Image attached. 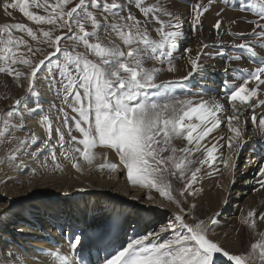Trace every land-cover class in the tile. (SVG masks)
I'll list each match as a JSON object with an SVG mask.
<instances>
[{
    "label": "snow or ice",
    "instance_id": "1",
    "mask_svg": "<svg viewBox=\"0 0 264 264\" xmlns=\"http://www.w3.org/2000/svg\"><path fill=\"white\" fill-rule=\"evenodd\" d=\"M2 7L9 16V9L18 8L24 17L36 25L52 26L49 30L39 29L43 42L54 49L43 52L39 48L34 51L23 37L12 34L13 30L22 31L33 41H38L33 28L20 23L0 25V73H7L17 81L25 78L28 82L26 91L30 95L34 91L38 73L46 68L49 84L56 87L57 96L61 99V106L53 104L51 108L63 117L64 130L57 128L54 139L52 121L45 114L42 124L47 138L41 141L34 153H30L38 159L39 154L47 150L48 158L41 167H47L50 159L53 171H63L55 151L59 146L61 156L73 161L72 168L82 172L80 159L92 166L96 158L93 150L97 145L105 146L116 151L119 164H101V170H126L127 180L132 185L154 189L179 209L174 214V220L162 226L159 232L133 238L106 258L103 264H222L224 258L229 264H264V231H255L257 221H264V210L259 213L254 209L249 210L242 218V223L252 229L256 237L250 244V250L246 254H230L209 237L210 226L218 222L215 216L207 221L192 216L182 207L183 201L173 195L172 184L164 176L172 169L170 175L183 183L179 196L195 195L193 185L198 182L201 167L190 168L194 163L190 157L203 149L206 155L199 164L211 166V162L216 160L214 153L220 146L219 142L210 147L201 142L221 126L222 119L226 120L232 133L227 138L231 149L233 143L243 135L238 126L242 108L253 110L251 123L258 126L260 134H264V115L259 117L257 125V103H253L257 100L260 86L264 85V60H259L253 70L231 69V64L224 68L225 74L229 70L235 71L239 79V83L231 82L230 86V82L225 81L227 103L231 106V112H228L225 104L216 99L195 103L190 99L177 100L169 90L173 83L179 81L157 83L159 74L165 70L163 65H168V72L176 71L173 51L183 36L180 17L171 12L163 0H156L153 4H147L146 0H4ZM31 7L43 9L46 14L30 11ZM133 7L143 19L133 14ZM239 10L253 13L256 19L246 21L253 25L252 31L238 33L237 38L241 42L233 41L232 46L257 58L255 48H264V0H247ZM206 11L208 5L198 2L192 6L193 30L201 24V16ZM217 16H221V13L218 12ZM152 23L158 25L151 29L158 38L150 34L149 24ZM212 27L219 36L222 19H217ZM245 35L253 37L256 43L244 39ZM66 41L72 43L61 47L62 42ZM21 46L26 52L21 51ZM79 46L86 51H77ZM208 47L210 45L202 44L195 57L189 56L191 71L181 80L192 78L202 69L200 59L204 54L203 49ZM183 51L191 53L192 49L186 47ZM37 53L43 58L34 61L32 57ZM54 56L58 57L59 62L54 67H47ZM239 59L240 56L229 57L230 61ZM148 61H153L151 67L146 66ZM15 65H23L25 70ZM150 92L155 94L150 95ZM22 99H16L13 107L20 105ZM258 104L264 105V99L258 100ZM66 107L76 115L70 118ZM37 110L38 106L29 109L33 112ZM5 115L11 118L15 114L9 110ZM70 119L72 123H69ZM0 120H3L7 131L11 120L3 116H0ZM12 127L20 128L22 124L17 123ZM73 129L82 138L73 135ZM35 139V133L24 138L12 137L17 143L10 150L8 159L13 163L20 161L18 165L14 163L18 170L26 166L21 156ZM175 139H183L191 147L177 148L173 144ZM223 139L220 137V140ZM163 153L169 154L165 156ZM231 160L229 156L222 159V163L225 167L234 168L235 164L229 163ZM258 172L259 191L264 190V166L259 167ZM148 198L151 199L150 196ZM195 207V204L191 205V208ZM166 232L170 233V238L161 241L160 237ZM153 237L156 242L150 239ZM81 244L80 237H73L70 240L71 252L77 253ZM49 255L53 257L54 264H73L69 256L61 255L58 251Z\"/></svg>",
    "mask_w": 264,
    "mask_h": 264
},
{
    "label": "rangeland",
    "instance_id": "2",
    "mask_svg": "<svg viewBox=\"0 0 264 264\" xmlns=\"http://www.w3.org/2000/svg\"><path fill=\"white\" fill-rule=\"evenodd\" d=\"M182 1L183 3H185L186 7L189 8L188 14L185 13L186 9H172L163 0V2L168 5L169 10L176 16L180 17L183 36L178 40L177 47L173 51V65L175 66L176 71L168 72V65H163L162 67L165 70L159 74L157 83H159L160 81H179L178 83H173L171 89L169 90L171 95L175 96L177 100L190 99L195 103L200 100L207 101L216 99L220 100V103H226L227 88L225 86V81H229L230 86L231 82L239 83V79L238 74L235 71L229 70V72L225 74L224 68L228 64H231V69L246 68L252 66L251 68H249L250 70H253L259 63V60H264V48H260L257 46L255 48V51L258 53V57L253 58L250 57L249 53L232 46L233 41H235L236 43L241 42V40L237 38L238 33L247 34L252 31L253 25L247 23L246 21L256 19V17L253 13L239 10L242 5L247 3V0H210V3L209 0ZM52 2H54V0H52ZM155 2L156 0H146L147 4H153ZM177 2H179V0ZM198 2L208 5V11L204 12V14L201 16V24L196 26V30H193L192 17L194 16V13L192 12V6ZM3 3L4 0H0V25H3L5 23H20L31 27L36 32L38 41H33L31 37H29L25 32L22 31L13 30L12 34L17 37H23L26 41H28V44L33 48L34 51L36 48L41 49L43 52L54 51V49L49 48L48 45L43 42V37L41 36L39 31V29L49 30L52 26L36 25L34 22L29 21L26 17H24L18 8L9 9L8 11L11 13V16H9L3 10ZM29 10L37 12L40 15L46 14L43 9H37L35 7H31ZM226 11H230L233 14H231L230 18L225 17L223 19V14ZM132 12L138 18L143 19L141 13L134 7L132 8ZM218 12L221 13V16H217ZM226 18L228 20H226L228 23H225ZM217 19H222V23L225 27V29L224 27H222L219 36L217 35L216 30L212 27ZM233 21H235V23H233ZM183 23H186L187 29L185 28V25ZM240 24H242L241 28ZM154 27H158V25H155L154 23L149 24L150 34L153 38H158L155 31H151V29H153ZM58 32L59 30H57V34ZM186 34H190V36H187ZM244 39L252 40L254 44L256 43V41L251 36L245 35ZM116 42L119 43V40L117 39ZM71 43V41L62 42L61 47H67ZM202 44L210 45V47L203 49L204 54L200 59V64L203 66L202 69L195 73L192 78L188 80H181L182 77L187 76L188 72L191 71L190 64L188 62L189 56L195 57L197 50L200 49ZM186 47L192 49V52L184 53L183 49ZM21 51L26 52V49L21 46ZM77 51L85 52L86 50L83 46H79L77 47ZM217 53H222V55H218ZM234 56H240L241 59L230 61L229 57ZM38 58L42 59L43 56L40 53H37V56L32 57L34 61ZM89 58L93 57L90 56ZM58 62V57L54 56L51 60V63L48 64L47 67H54ZM152 65L153 61H148L146 64V66L148 67H151ZM14 67L19 68L22 71L25 70V66L23 65H15ZM46 74V68L42 69L38 73L37 81L34 85V91L29 95L26 91L28 82L25 78L21 77V79L17 81L13 78V76L8 75L7 73H0V116H3L4 119L11 120V124L7 126V131H5L6 126L4 125L3 120H0V187L3 186L4 190H7L8 192L16 189L23 190L22 193H24V197L27 196L29 191L25 190V187L22 188V185L17 182L15 177H27V175L29 177L31 174H33V168H36L37 170L43 172L44 175L57 174L66 178L71 176L73 177L71 171L77 172L74 168H72L73 161L65 159L63 156H61L59 146H56L55 151L59 162L63 166V171H53V162L50 159H48L47 167H41V164L48 158L47 150L40 153L38 159L36 156L30 154L34 153L36 148L40 147L41 141L47 138L45 126L42 124V118L45 114H47L52 121V131L54 139L56 136L55 130L57 128L64 130L61 122L63 117L57 113L56 109L51 108V105L53 104H55L57 107L61 106V99L57 96L56 87L49 84V78ZM261 86V88L258 90V94H264V85ZM149 94L154 95L155 93L150 92ZM262 95H258L257 100L253 101V103H257V107L255 108V114H258L256 115L257 117L264 115V105L258 104V100L264 99V95ZM20 98H23L21 104L13 107L15 100ZM37 106V111H29V109L37 108ZM9 110L14 112V117L10 118L5 115ZM66 111L68 112L70 118L76 115L70 108L66 107ZM228 112L231 111L228 109ZM239 115L240 117L242 116L244 120L242 122L240 121L238 125L241 128L243 135L239 141L233 143L231 149H229L228 147L227 138L232 135V133L229 131L226 120L222 119L221 126L215 129L210 134V136L206 138L205 141L201 142L202 144H206L208 147H210L213 143H217V141L219 142L220 146L214 153V155L216 156V160L214 162H211V166H209L208 164L201 166L199 164V161L201 159H204L206 155V152L203 149L200 152L194 153L190 157V159L194 161L190 168L194 169L195 167H201V171L198 174V182L193 185V190L196 191L195 195L188 196L187 194H185L184 197H180L179 190L182 189L183 183L176 177L170 175V172L173 171L172 169H170L169 172L164 173L165 179L172 184L173 195L176 196L177 199L183 201L182 207L186 211L190 212L192 216L205 221H207L208 218L215 216L218 222L217 224L210 226L211 231L209 232V237L213 241L218 242L225 250L229 251L230 254H246L250 250V244L255 241L256 237L253 235V230L242 223V218L246 216L249 210L254 209L257 213H259L261 210H264V196H261L262 194H264V192L263 190L258 191V189H260V185L258 183L260 177L258 176L257 178L253 179L252 176L251 182L247 181L248 179H250L249 176L243 177L240 181H238L239 177H237L239 170L246 162L245 158H241V151H243L244 149L248 153H250V155L248 156L250 160L260 158L264 162V134H260L258 126H254L251 123L253 110L248 114L241 115L239 113ZM248 122L250 124L249 129L254 130L252 135L248 133L249 130L248 132H246V124ZM17 123L22 124V127H12V125ZM69 123H72L71 119L69 120ZM233 123L234 125L236 124L235 121ZM33 133H35L36 139L33 142H30L27 151H25L21 156V159L26 161V166L18 170L17 167L14 166V163L18 165L20 161L17 160L13 163L8 159L10 150L17 143V141L12 140V137L15 136L24 138L25 136H30ZM73 135H76L78 138H82L81 134L75 129H73ZM220 137H224V139L220 140ZM9 141H11V143H9ZM173 144L177 148L188 146L187 142L183 139H175L173 140ZM93 152L96 156L92 165L94 171L101 170L99 168V165L101 164H106L109 162L119 164V157L116 151L113 149L97 145ZM168 154L169 153H163L162 155L166 156ZM229 156L232 157V160L229 161V163H234V168L225 167V165L222 163V159H227ZM79 162L81 163L83 168V171L80 173L86 172L90 166L87 165L86 162L82 160V158ZM103 171L111 172L107 169H104ZM238 182L240 184H237ZM136 186L140 187L139 185ZM144 189L147 190V197L150 196L158 202L166 201L167 207H169L165 209L166 211L164 210V217L160 218V220L157 224L154 225V227L146 230V233L152 229H154V231L156 232H159L162 226H166L174 220V214L178 212L179 209L177 208V205L175 203L169 201L164 197H161L159 193L154 189ZM238 190L240 192H243V195L238 196ZM29 200L30 199L25 198V201L27 202H23L16 199H10L9 207L5 209L3 213H8L9 217L7 219L10 223L12 221H14V223L10 224L5 221L6 224H10V227L17 228H21L22 225L28 226L30 224L29 222L32 218V215L27 211L32 205H30L31 202H29ZM61 200L62 202H65L67 200L72 202L73 198H71L70 196H65L62 197ZM193 204L196 205L194 209L191 208V205ZM227 206H232L230 208H232L234 211L233 215L225 217V219L223 216L226 214ZM22 216H25L24 218L28 219V223L23 222L24 218H21ZM234 217H236L237 222H234ZM186 219L189 218L186 217ZM189 222H191L190 219ZM78 228L75 230V233L78 232ZM7 229L9 228L5 227V223L1 224L0 220L1 237L5 236V232L9 234V231ZM12 231L13 230H11V232ZM255 231H264V221H257V229ZM82 234L83 233H81L80 235L82 236ZM1 237L0 264H43L40 261L38 262L37 258L32 257L31 254L27 252L26 247H15L16 249L14 248L18 238L22 240H29L30 236L24 235L23 232H21L20 235H16L15 233V236L12 237H10V235H6V238L4 239ZM168 238H170V233L166 232L162 234L160 240L163 241ZM48 239L49 240L46 239L45 241L53 244V240L50 238ZM150 239H152V242H156V238ZM5 242H8V245L6 248H3L2 243ZM128 242H126L124 246H126ZM9 245L10 247L8 248ZM59 248L55 249L54 252L58 251L61 255L69 256L72 261L75 262L74 264H77L76 262H78V264H103L104 260L108 258V256L105 255V257L102 256L98 259L95 258L96 260L94 259L93 262V260L90 261L83 254L80 255L79 252L73 254L70 248L65 249L61 246ZM38 249L45 250L47 249V247L40 246ZM21 252H25L27 253V255H29L28 257L24 258L25 261L23 260V257H21ZM110 255L111 254H109V257ZM50 263L54 264L53 257L51 256H49V261L44 264ZM222 264H229V262L226 258H224Z\"/></svg>",
    "mask_w": 264,
    "mask_h": 264
},
{
    "label": "bare ground",
    "instance_id": "3",
    "mask_svg": "<svg viewBox=\"0 0 264 264\" xmlns=\"http://www.w3.org/2000/svg\"><path fill=\"white\" fill-rule=\"evenodd\" d=\"M177 1L164 0L172 9H186L185 13L188 14L189 8L186 7L185 3L182 0ZM231 14L233 13L226 11L223 14V19L225 17L230 18ZM227 21L225 23H228ZM183 24L187 29L186 23ZM241 27L242 24H240ZM186 35L190 36V34ZM249 67L251 68L252 66ZM249 67L246 68L250 70ZM224 104L231 111V106L227 102ZM251 111L252 109L242 108L240 114H248ZM258 120L259 117H257ZM240 121H244L242 116ZM246 125V132L249 130L248 133L252 135L254 130L249 129V122ZM249 155L250 153L245 149L241 151V158H245L246 162L237 174V177H239L238 181L245 176H249L250 179L247 181L251 182L252 176L253 179L259 176V167L264 166L263 160L260 158L250 160ZM33 170H35V174L30 173L29 177L28 175L27 177H15L17 182L22 185L21 187H25V190L29 191L27 196L24 197L23 190H13L11 192L14 194H12L4 190L3 186L0 187V220L1 224L5 223V227L9 228L7 229L9 234L5 232V236L10 235L12 237L15 236V233L20 235L21 232L30 236L29 240L18 238L14 248L26 247L27 252L43 264L49 261V253L54 252L60 246L65 249L70 248V240L77 236L82 240V244L77 251L80 255L83 254L90 261L93 260V262L95 258L105 257V255L109 257V254L115 253L133 238H139L150 232L155 233L154 229L149 230L147 233L146 230L154 227L160 218L164 217V210L169 208L166 201L158 202L153 198L149 199L146 189L131 185L127 180L126 170L118 169L117 172L94 171L92 166H90L83 173L71 171L73 177L68 178L57 174L44 175L43 172L36 168H33ZM237 184L240 183L238 182ZM237 195L241 196L243 192L238 190ZM65 196H70L73 201L62 202L61 198ZM261 196H264V194ZM25 198L30 199L29 202L32 205L29 207L30 211H27L32 215L30 224L28 226L22 225L21 228L10 227V224H13L14 221L9 222L7 219L9 214L3 213L4 210L9 207L10 199L27 202ZM230 207L232 206L226 207L224 218L233 215L234 210ZM24 217L22 216L21 218ZM5 221L10 224H6ZM27 221L28 219L24 218L23 222L28 223ZM234 222H237L236 217H234ZM77 228L78 232L75 233ZM11 230L13 231L11 232ZM81 233H83L82 236L80 235ZM5 236L0 237L4 239L6 238ZM48 238L53 240V244L45 241L46 239L49 240ZM7 243H2V247L6 248ZM40 246L47 247V249L41 251L38 249ZM20 254L23 260L29 256L25 252ZM76 263L78 264V262Z\"/></svg>",
    "mask_w": 264,
    "mask_h": 264
}]
</instances>
